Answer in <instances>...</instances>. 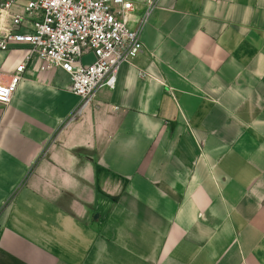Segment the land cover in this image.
I'll list each match as a JSON object with an SVG mask.
<instances>
[{"label":"crops","instance_id":"1","mask_svg":"<svg viewBox=\"0 0 264 264\" xmlns=\"http://www.w3.org/2000/svg\"><path fill=\"white\" fill-rule=\"evenodd\" d=\"M134 3L114 90L32 59L0 105V264H264V0Z\"/></svg>","mask_w":264,"mask_h":264},{"label":"built area","instance_id":"2","mask_svg":"<svg viewBox=\"0 0 264 264\" xmlns=\"http://www.w3.org/2000/svg\"><path fill=\"white\" fill-rule=\"evenodd\" d=\"M135 11L134 0H0V52L29 47L8 80L0 77V105H11L32 59L40 72L70 78L80 111L99 91L114 90L122 65L143 51Z\"/></svg>","mask_w":264,"mask_h":264},{"label":"rangeland","instance_id":"3","mask_svg":"<svg viewBox=\"0 0 264 264\" xmlns=\"http://www.w3.org/2000/svg\"><path fill=\"white\" fill-rule=\"evenodd\" d=\"M0 53L9 54V53H6V52H0ZM84 62L86 63V62H88V60H85ZM4 64H5L4 60L0 61V77H6L8 75V73H6L4 71V69H3Z\"/></svg>","mask_w":264,"mask_h":264}]
</instances>
